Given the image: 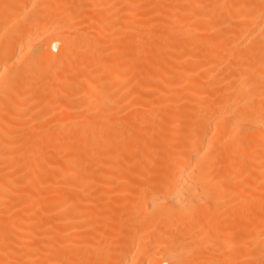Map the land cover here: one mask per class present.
Here are the masks:
<instances>
[{
	"label": "bare ground",
	"instance_id": "obj_1",
	"mask_svg": "<svg viewBox=\"0 0 264 264\" xmlns=\"http://www.w3.org/2000/svg\"><path fill=\"white\" fill-rule=\"evenodd\" d=\"M0 264H264V0H0Z\"/></svg>",
	"mask_w": 264,
	"mask_h": 264
},
{
	"label": "rangeland",
	"instance_id": "obj_2",
	"mask_svg": "<svg viewBox=\"0 0 264 264\" xmlns=\"http://www.w3.org/2000/svg\"><path fill=\"white\" fill-rule=\"evenodd\" d=\"M52 51H53V52H55L54 50H52ZM83 196H86V194H85V195H83ZM84 200H85V201H84ZM82 201H83V202H85V203H83V204H84V205L86 204L85 206H87V207H88V205H87V203H86V198H84V197H83V198H82V200H81V202H82ZM83 204H82V205H83ZM86 222H88V221H85V223H86ZM86 231H88V232H87V235H88V233H89V230H86ZM84 234H86V233L84 232ZM84 236H86V235H84ZM41 239H42V238H39V240H38V241L40 242V241H41ZM84 257H85V258H87V257H86V254L84 255ZM84 257H83V259H84Z\"/></svg>",
	"mask_w": 264,
	"mask_h": 264
}]
</instances>
